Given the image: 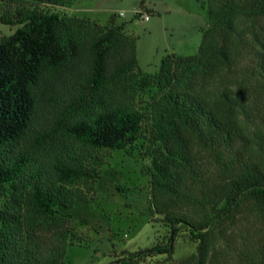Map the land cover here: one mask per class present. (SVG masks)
Segmentation results:
<instances>
[{"label": "trees", "instance_id": "16d2710c", "mask_svg": "<svg viewBox=\"0 0 264 264\" xmlns=\"http://www.w3.org/2000/svg\"><path fill=\"white\" fill-rule=\"evenodd\" d=\"M0 1L17 26L0 37V264H61L64 210L97 200L101 152L139 142L167 234L108 264H264V0H196L210 19L197 54L151 74L115 15ZM181 240L195 251L177 261Z\"/></svg>", "mask_w": 264, "mask_h": 264}, {"label": "rangeland", "instance_id": "374dc122", "mask_svg": "<svg viewBox=\"0 0 264 264\" xmlns=\"http://www.w3.org/2000/svg\"><path fill=\"white\" fill-rule=\"evenodd\" d=\"M13 6L0 1V12ZM63 12L102 25L110 24L115 15L116 24L125 25L126 33L137 38L138 62L144 74L157 72L168 54L196 55L210 22L207 10L196 0H83ZM16 29L17 26L0 23V37ZM140 145L142 142L134 150L129 147L101 152L106 164L96 182L97 200L64 210L72 217L74 244L68 247L61 264H108L124 251L154 246L167 234L163 224L153 221L156 217L150 213V161L141 156ZM205 166L213 175L215 166ZM194 251L195 245L179 241L177 261Z\"/></svg>", "mask_w": 264, "mask_h": 264}, {"label": "built area", "instance_id": "2783aa9c", "mask_svg": "<svg viewBox=\"0 0 264 264\" xmlns=\"http://www.w3.org/2000/svg\"><path fill=\"white\" fill-rule=\"evenodd\" d=\"M121 15H123V14H121ZM144 19L145 20H149V17L148 16H145Z\"/></svg>", "mask_w": 264, "mask_h": 264}]
</instances>
